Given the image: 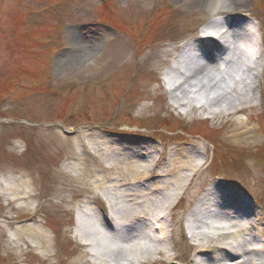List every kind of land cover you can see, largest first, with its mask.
I'll list each match as a JSON object with an SVG mask.
<instances>
[{
	"label": "rangeland",
	"instance_id": "rangeland-1",
	"mask_svg": "<svg viewBox=\"0 0 264 264\" xmlns=\"http://www.w3.org/2000/svg\"><path fill=\"white\" fill-rule=\"evenodd\" d=\"M167 1L178 4L179 10L165 9ZM245 3L224 17L239 25L257 22L264 37V5L258 0ZM210 20L214 16L207 5L191 0H0V264H137L138 256L130 252L121 261L126 256L117 250L116 235L129 251L137 245L129 234L142 230L104 232L108 217L102 202L110 210L119 204L126 191L123 184L132 181L123 171L127 165L138 162L145 168L135 180L138 185L146 175V183L154 186L190 172L176 171L166 178L161 174L160 179L154 172L171 164L163 157L154 170L147 167L150 160L142 158L122 162L113 171L111 162L95 152L101 140L117 148L145 144L161 156L179 149L198 152L194 161L205 163L203 172L174 201L167 230L171 253L184 264H192L196 249L182 240L180 229L188 226L189 212L208 188L211 195L203 205L215 203L226 212L264 217V84L261 108L243 129L236 121L242 122L245 114H219L220 104L209 108L219 114L216 117L198 108L188 115L183 108H171L162 84L174 49L195 41V33ZM250 128L254 137L237 135ZM83 142L86 149L79 146ZM251 167L260 170L256 187L245 178ZM17 181L30 183L24 186L30 197L11 203L4 190ZM224 187L241 203L222 201ZM223 216L194 222H219ZM95 230L97 243L91 237ZM210 256L202 262H209ZM148 257L141 256L143 264H163L152 252Z\"/></svg>",
	"mask_w": 264,
	"mask_h": 264
},
{
	"label": "bare ground",
	"instance_id": "bare-ground-1",
	"mask_svg": "<svg viewBox=\"0 0 264 264\" xmlns=\"http://www.w3.org/2000/svg\"><path fill=\"white\" fill-rule=\"evenodd\" d=\"M192 2L196 5L205 4L212 14L220 16L217 21H208L201 33L209 30L215 31L217 26H223V28H221V33L218 34L220 42L211 39V43L202 44L198 43V41L196 42L189 39L181 46L174 49L175 59L172 60L168 71L165 73L166 78L170 81L176 78L173 80V83L171 82L168 85L171 107L175 110L183 108L181 110H183L185 115L190 113V103L195 98V96L191 97L190 95H198L197 93L193 94L190 86L191 81H196V86L198 87L197 91L199 94L203 92L202 95L205 99V102L201 103L203 112L210 107H215L220 104L222 106H220L219 109L223 111H218L219 114L235 116L243 113L245 114V118L242 122L239 120L236 121L237 125H240V128L243 129L249 123L252 113H258L259 111L257 110L261 108L259 98L261 94V85L264 84V44L261 43L258 50L253 40V29L250 24L239 25L236 24L237 21H229L224 17V13L235 12L238 8L245 5L246 0H191V3ZM224 28L226 30H224ZM258 33L260 38H262L261 30L258 31ZM248 39L252 42L251 52L253 54L247 46ZM220 52L221 55H219ZM216 54L219 55L217 59H215L217 56ZM250 54L254 56L252 57ZM249 56H251V58ZM219 60H221V62L217 63ZM208 71L217 73L219 79L214 80L213 76L209 77L207 75ZM227 79L229 83H227ZM225 81L227 84L223 83ZM207 113V115L212 113L215 117L218 114L209 110ZM253 129L254 128H250L238 132L237 135L252 134L254 137ZM98 138H100V136H98ZM95 142L96 141H94V143ZM256 143L258 142L256 141ZM79 146L86 149L84 142ZM102 146H104L103 149ZM117 146H119V148L110 145L109 142H103V140L96 143L95 152L103 159L102 161L111 162L108 163L110 166L112 165L110 168L113 171H118V166L122 162L128 163L132 159L138 160L147 158L150 160L147 163V167L151 170L156 169L158 163L164 160L167 162L170 161V166H165L162 170L158 169L159 172H154V175L159 178L162 176L161 174L166 178L176 173V171L186 170L190 172V175L182 176L183 174H176L171 181L164 180L152 186L146 183L149 182V177L145 173L146 176L142 178L143 181L138 185V182L135 180H137L136 178L141 175L145 168L138 162H136L135 165H127V168L123 171L129 173V178L131 179L132 177L131 180L136 183L131 181L129 184H123L125 185L126 191H122L119 204L115 203L113 206L114 210H116L114 212L115 225L112 226L108 223L107 226L103 223L102 225L107 228V230L104 229V232L109 231L113 235L119 232L123 235L125 230L130 231L132 228L136 231L142 230L139 234H129L130 241L133 238L134 242L137 244L134 248L130 247L129 251L122 247L124 239L119 234L116 235V238L119 239V241H116L118 244L117 250L119 252L122 251L121 253L126 256L121 258V261L127 259L130 252L129 255L138 256L136 258L137 264H143V258H141V256H143L145 260H148V256H150L152 252V255L158 257L159 260L157 261H161L163 264H169L174 261H177L176 264H184L179 260L177 254H169L173 249V247H169L170 244H168V242H172L171 235L167 234L168 227L172 226L170 221V208L174 206V201L181 198L193 178L197 174H202L203 171L201 170L205 166V163H195L194 156L195 154H199L193 151V149L174 150V154H170L169 152L168 155H165V152H163L161 156L160 151H150L149 146L145 144L124 143L117 144ZM202 152L206 154L205 150ZM153 154H156V156L154 157ZM148 169H146L147 172L149 171ZM259 171L258 168L253 167L252 169L251 167L250 176L245 177L246 181L252 186L256 187V185L259 184V182H256V180L259 179ZM124 172H122L123 180L125 176ZM119 176L121 177L120 173ZM115 182L119 183L116 179ZM29 184L28 181H17L14 186L9 185L8 188H5L4 192L9 195V199L11 198L10 202L15 203L16 201L30 197L29 192H26L24 189V186L27 187ZM129 186H133L131 187L132 189L128 188ZM136 186L144 188L142 189L143 192H138L137 189H133L136 188ZM96 187L100 188L98 185ZM21 188L22 191H19ZM128 190H130V192H128ZM232 192H234L232 189L224 187L222 201L225 202L226 200L229 204L241 203L240 200L236 202L238 198H236ZM210 195L211 190L208 188L203 192L197 204L192 207V210L189 212L191 221H188V226H186V228L193 234L191 243L193 242V247L196 249L191 263L202 264V258L206 260L204 259L206 255L212 254L213 257H207L209 262L207 260V263L205 262L203 264H212V262H216L215 264H224L223 262L233 258L234 255L238 256L241 260L237 258L235 262H228L227 264H264V257L261 256V252L264 250V217L257 214L248 217L244 213L234 210L226 212V209H223L215 203H211L209 206L203 205V200L208 199ZM31 196H34V194ZM152 202L156 203L153 204ZM153 205L156 206L155 209H153ZM263 207L264 206L260 207L261 211ZM82 211L83 210L80 209L79 213L81 212L82 214ZM222 215H224L222 217L224 220L219 222H211L209 219L200 222V224L194 222L200 220L201 217L215 218ZM128 217H131L129 222H127ZM97 218H100V216H97ZM134 219L138 220L137 223L134 222ZM167 219L170 221L169 226L167 225ZM209 221L210 223H208ZM226 222L227 226L224 227L223 223ZM215 223L217 224L215 225ZM140 226L142 227L141 229ZM257 226L258 230L255 231ZM22 230L28 231L31 229L23 227ZM76 233V235H83L78 232ZM91 234L92 240L94 243H97V231L95 230ZM82 242L90 244L87 243V241ZM208 247L211 248L210 250L213 251V253L206 250ZM197 258L200 259L198 263L196 260ZM131 262L132 260L130 264Z\"/></svg>",
	"mask_w": 264,
	"mask_h": 264
}]
</instances>
